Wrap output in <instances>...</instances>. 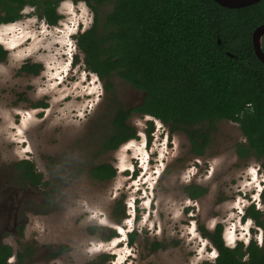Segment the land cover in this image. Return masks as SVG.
<instances>
[{
  "label": "clouds",
  "instance_id": "1",
  "mask_svg": "<svg viewBox=\"0 0 264 264\" xmlns=\"http://www.w3.org/2000/svg\"><path fill=\"white\" fill-rule=\"evenodd\" d=\"M66 6L67 0H57L58 16H65ZM73 7L78 13L69 9L76 18L72 28L62 19L50 24L38 0H25L18 19L0 24L6 30L0 33V159L30 163L42 180L54 174L62 181L52 197L58 211L29 213L25 238L65 242L83 264L102 255L108 257L106 264H147L153 257L144 254L145 240L167 243L161 252L166 264H217L221 251L205 233L219 228L222 247L233 252L239 248V264H249L250 246L264 250V226L247 214L249 208L264 214V160L242 162L234 148L185 158L183 137L143 112L131 120L134 135L109 153L104 180L89 176L90 154L75 144L66 146L71 166L57 161L59 167L50 172L42 163L44 140L65 133L83 135L104 96L98 74L89 73L88 83L94 86L88 87L82 83L85 75L73 82L66 80V69H61L63 75L57 71L64 54L62 37L77 30L82 34L95 22L87 0ZM68 43L78 51L77 41ZM30 65L40 67L26 72ZM21 92L23 98H18ZM244 108L255 111L251 101ZM235 115L229 123L239 129L245 113ZM148 122L155 126L150 146ZM248 142L245 134L236 139L240 145ZM116 206L121 209L118 217L113 216ZM105 230L110 239L102 238ZM0 247L9 250L3 264H21L13 236L0 238ZM49 264L64 262L53 258Z\"/></svg>",
  "mask_w": 264,
  "mask_h": 264
},
{
  "label": "trees",
  "instance_id": "2",
  "mask_svg": "<svg viewBox=\"0 0 264 264\" xmlns=\"http://www.w3.org/2000/svg\"><path fill=\"white\" fill-rule=\"evenodd\" d=\"M24 2L0 0V24L18 19ZM38 2L50 24L62 18L55 12L57 0ZM87 2L95 12V22L90 30L75 36L86 69L99 75L104 90L112 96L116 94L115 78L144 93L142 102L132 108L117 106L104 151L134 135V128L128 124L132 115L149 112L171 132L184 134L191 152L202 156L215 124L235 120V114L243 110L239 130L249 142L236 143L234 149L241 160H264V66L255 56L251 41L253 30L264 24V0L233 9L213 0ZM106 3L110 5L108 11L99 13L97 6ZM261 49L264 53V35ZM39 67L30 65L25 71L35 72ZM246 101L252 102L253 113L244 108ZM16 167L21 182L33 186L42 183L32 164L17 163ZM108 174L107 164L89 169V175L98 181ZM247 214L264 226V214L254 208L247 209ZM205 235L221 251L217 264H239L240 249H224L219 228ZM158 245L155 243L154 248ZM248 251L252 253L249 264H264V250L253 245ZM8 252L0 247V264ZM106 258L103 256L102 261Z\"/></svg>",
  "mask_w": 264,
  "mask_h": 264
},
{
  "label": "rangeland",
  "instance_id": "3",
  "mask_svg": "<svg viewBox=\"0 0 264 264\" xmlns=\"http://www.w3.org/2000/svg\"><path fill=\"white\" fill-rule=\"evenodd\" d=\"M76 4H78V2L74 3L72 0H67V6L63 10L65 16L61 19L68 24L69 28L76 26L74 23L76 18L69 11V9L72 8L78 13V8L73 7ZM109 7L110 5L106 3L102 6H97V10L99 13L104 14L108 11ZM4 31L6 30L0 29V33ZM64 31L67 34L68 30L65 29ZM77 33H79L78 30L75 34H67L66 38L62 37V52L64 54L59 57L61 65L57 71L63 75L61 69H66L68 73L66 80L73 82L80 80L81 76L85 75L87 78L82 81V83L87 84L88 87H92L94 85L88 83V81L91 80V75L84 67V56L80 55L79 51L74 52L68 43V41H74L73 36ZM4 38L7 39L8 37L5 36ZM66 47L71 49V52H69L68 48V50L65 49ZM67 52H69L68 55H65ZM73 53H75V55ZM71 59H73L74 63L70 66L69 61ZM113 86L116 94L112 96L110 92L104 90L102 101L83 135L73 137L65 133L53 135L44 140L43 150L40 153V160L50 172L59 167L57 161L66 160L68 165L71 166V154H66V146L69 144H75L90 154L87 171L92 166L107 163L110 152H103L102 144L104 140L112 134V118L115 109L118 105L124 109L132 108L140 104L144 96L143 92L134 89L131 85L122 82L118 78L113 80ZM18 98H23L22 92L18 94ZM90 98L91 97H86V99ZM135 116L137 115H132L128 121L131 127V120ZM148 125L149 127L145 132L150 146L152 140L151 133L155 130V126L152 122H148ZM178 134L184 139L183 156L185 158L195 156L190 151L186 136L182 133ZM240 134L241 131L234 128L229 121H218L215 124V129L210 133V142L203 156L214 154L227 148H234L236 139ZM131 151H135V146H133ZM247 160L248 159H244L241 161ZM16 164L17 163L0 159V238L7 236H13L15 238V242L19 245L20 253L24 256L20 258L21 264H49V261L53 258H59L64 264H83L65 242L47 239L38 242L31 238H25L24 223L29 213L54 215L58 211V203L55 202L52 197L54 191L62 181L58 175L53 174L49 175L47 179H43V181L48 182L49 185L44 186L43 183H41L38 187L31 186L29 183L19 180V169L16 167ZM119 209V207L117 209L116 207L113 208V216H117V214L120 213ZM109 235L110 232L105 230L102 238L105 239ZM154 242L155 241L149 242L145 240L142 244L145 256L153 257V259L147 261V264H166V261L161 255L162 250L155 252L151 251V246ZM161 242L167 245L166 242ZM63 248H67V250ZM100 262V257H98L96 260L91 261L90 264H99Z\"/></svg>",
  "mask_w": 264,
  "mask_h": 264
},
{
  "label": "water",
  "instance_id": "4",
  "mask_svg": "<svg viewBox=\"0 0 264 264\" xmlns=\"http://www.w3.org/2000/svg\"><path fill=\"white\" fill-rule=\"evenodd\" d=\"M213 1L217 3L219 6L233 9V8H240L253 3H257L260 0H213ZM263 35H264V24H261L253 30L251 41L255 56L262 62L264 66V53L261 49V40Z\"/></svg>",
  "mask_w": 264,
  "mask_h": 264
},
{
  "label": "flooded vegetation",
  "instance_id": "5",
  "mask_svg": "<svg viewBox=\"0 0 264 264\" xmlns=\"http://www.w3.org/2000/svg\"><path fill=\"white\" fill-rule=\"evenodd\" d=\"M73 2V1H72ZM78 34V33H77ZM76 34V35H77ZM76 35H74L73 36V39H74V41H76V39H75V36ZM72 39V40H73ZM261 43H262V40H261ZM66 46H68V45H66ZM70 46V45H69ZM71 47V46H70ZM68 47H66L65 49H67ZM76 48H77V45H76ZM69 49V48H68ZM67 49V50H68ZM78 49V48H77ZM69 52H71V49H69ZM69 52H67L65 55H68V53ZM74 55H75V53H73ZM68 61V60H67ZM73 59H71L70 61H69V65L71 66V65H73ZM71 69V68H70ZM187 138V137H186ZM108 139V137L104 140V142H103V144H102V146L105 144V142H106V140ZM187 140H188V138H187ZM188 143H189V141H188ZM189 147H190V144H189ZM102 151L104 152V148L102 147ZM107 150H105V152H106ZM109 152H111V150H108ZM191 151V150H190ZM192 153V152H191ZM193 154V153H192ZM195 156H200V155H196V154H194ZM204 155V154H203ZM202 155V156H203ZM101 164H107V163H101ZM98 165H100V164H98ZM96 166V165H95ZM93 167V166H92ZM90 169V168H89ZM88 174H89V170H88ZM90 176V175H89ZM41 182L43 183V185L44 186H47V185H49V183L48 182H46V181H43L42 179H41ZM46 183H48V184H46ZM30 184V183H29ZM31 185V184H30ZM41 184H38L37 186H34V187H38V186H40ZM31 186H33V185H31ZM119 206H116V209L118 208ZM120 208V207H119ZM121 211V209H119V212ZM111 238V233H110V235L107 237V238H105V239H110ZM155 243H158L159 245H158V247H156V248H154V245H155ZM167 247V245H164L162 242H154L153 244H152V246H151V251L152 252H155V251H158V250H163V249H165ZM65 250H67V249H65ZM21 254V253H20ZM22 255V254H21ZM24 257V256H23ZM102 257L103 256H100V263L99 264H103V263H106V261L108 260V257L104 260V261H102Z\"/></svg>",
  "mask_w": 264,
  "mask_h": 264
}]
</instances>
